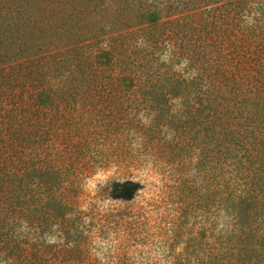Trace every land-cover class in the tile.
<instances>
[{"label":"rangeland","instance_id":"1","mask_svg":"<svg viewBox=\"0 0 264 264\" xmlns=\"http://www.w3.org/2000/svg\"><path fill=\"white\" fill-rule=\"evenodd\" d=\"M5 1L0 2V47L12 49L15 58L0 65V264H15V181L16 230L21 241L29 239L21 264H202L211 233L223 235L228 224L222 215L213 223L205 202L204 115L197 120L182 98L188 90L178 87L169 93L159 87L155 95L134 101L127 93V81L161 71V63L170 65L167 53L158 55L143 40L96 51L129 32L139 34L142 25H132L134 6L112 5L95 16L72 18L56 0H15L11 12ZM223 4L219 18L234 10L232 3ZM252 6L242 17L248 22L255 17ZM140 36L162 37L157 28ZM214 40L204 49L211 63L204 68L172 38L180 58L169 67L170 78L187 85L193 68L203 69L202 90L216 97L213 105L237 87L231 76L239 73L238 65L228 66L238 53H231L223 35ZM76 81L80 89L65 90L67 82ZM96 83L106 89L93 88ZM171 84L177 85L170 80L163 86ZM155 117L162 126L154 143L171 141L173 157L145 146ZM41 192L61 205L56 217L42 224ZM179 214L183 228L175 235L168 225Z\"/></svg>","mask_w":264,"mask_h":264},{"label":"trees","instance_id":"2","mask_svg":"<svg viewBox=\"0 0 264 264\" xmlns=\"http://www.w3.org/2000/svg\"><path fill=\"white\" fill-rule=\"evenodd\" d=\"M24 1L29 2V0H18L20 4ZM56 1L60 3L65 15L72 18L76 17L74 15L95 16V13L100 14L112 5L117 7L132 5L135 13L132 16L135 19L132 25L135 24L136 27L142 25L141 30L139 29L140 35L150 28L161 30L162 37L154 36L152 39L142 37L137 32H129L127 36L114 39L109 46H102L96 51L108 52L112 49L124 48L126 45L132 46L131 43H139V40H143L146 48H155L159 52L158 55L167 53L170 56V65L161 63L163 65L161 71L155 70L154 74L137 81H127V93L132 95L134 101L149 96L159 87L164 93H169L168 90H176L178 87L182 93L188 90L185 98H182L188 99L197 120L204 115L209 149L205 202L210 204L209 212L213 223L214 219L221 215L229 220L227 219L228 224L224 226L223 235L218 234L219 236L214 237L211 233L212 243L202 264H264V0ZM228 2L233 4V13H230L231 10L223 12L222 18H219V9L224 5L223 3ZM249 3L253 5L255 14L251 22H248L246 17L242 18L248 13ZM4 5H7L5 9L10 12L15 10V0H6ZM220 34L228 40L232 48L231 53L235 51L238 53V57L232 55L228 59V66L233 70V66L238 65L239 73L231 76L237 87L233 90L229 89V93L222 95L224 99L218 98L213 105L216 97L210 95L209 89L202 90L203 69L193 68L196 73H192L187 85L184 80L171 79L169 67L173 65L175 59L180 58L172 38L182 45L186 53L196 56L200 65L209 68L211 63L204 49L215 42V35ZM166 38H170L169 43ZM237 45L241 46L240 50ZM13 58L15 53L12 49L0 47V65ZM252 60L255 63L252 64ZM213 73L214 71L211 74ZM170 80L177 85L171 84L169 89H166L163 84L167 81L170 83ZM79 84L80 81L74 84L67 82L64 88L75 91L80 89ZM92 87L106 89V84L96 83ZM205 105H210V109L207 107L208 110L203 112ZM212 105L217 106L218 109ZM150 124L148 135L150 142L149 145H145L147 149L161 150L165 158L173 157L174 151L169 149L172 146L171 141L154 143L155 132L162 126L160 117L151 119ZM157 162L156 160L158 166ZM19 200L15 181V264H21L26 259L27 256H24L23 252L27 250L25 248L29 243L28 235L21 241L16 230ZM198 200L202 201L201 197ZM167 201L168 199L165 203ZM38 203L40 208L37 215L41 224L56 217L54 215L56 208L61 207L60 201L51 194L46 195V192L40 193ZM49 203L55 205V210L49 208L51 206ZM26 216L31 220L33 215L28 212ZM182 225L179 214L178 217L171 216L168 228L175 235L181 234ZM212 229L214 231V227Z\"/></svg>","mask_w":264,"mask_h":264}]
</instances>
